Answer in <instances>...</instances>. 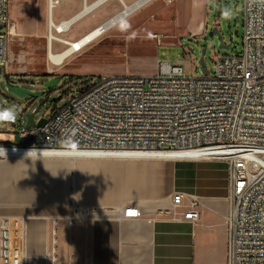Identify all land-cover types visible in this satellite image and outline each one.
I'll return each instance as SVG.
<instances>
[{"label": "crops", "instance_id": "1", "mask_svg": "<svg viewBox=\"0 0 264 264\" xmlns=\"http://www.w3.org/2000/svg\"><path fill=\"white\" fill-rule=\"evenodd\" d=\"M99 1L11 0L10 16L20 35L31 43H39L49 32L51 55L53 48L62 51L67 46L54 45L53 41L61 40L51 38L50 33L57 37L55 31L69 40L66 43L69 48L55 54L69 52L60 63L49 57L54 65L64 64V71L73 60L67 59L75 53H91L97 44L107 47L122 33L135 40L133 34L149 29L148 25L128 28L129 24L121 22L152 0L134 8L111 27L106 32L113 29L111 36L100 39L104 33L76 51L73 45L98 29L108 14L119 7L117 0H104L96 5ZM138 1L120 0L123 9L117 15L125 6ZM105 4L107 8L98 11ZM67 22L71 24L66 29L56 32L55 28ZM152 38L157 39L156 35ZM162 38H158L160 42ZM81 56L84 55L75 58ZM17 60L27 73L29 63L24 51ZM155 62L158 63L154 61L153 65ZM125 65L131 66L125 63L120 66ZM228 191L227 165L209 158L180 161L47 155L0 158V221L8 222L13 238L12 259L8 264H51L53 230L57 264H206V249L213 237L223 241L222 254L217 259L218 264H226ZM176 192L198 197L201 218L195 225L173 216L174 211L181 216L187 211V207L174 209L172 196ZM128 210H137L140 215L128 216Z\"/></svg>", "mask_w": 264, "mask_h": 264}, {"label": "built area", "instance_id": "2", "mask_svg": "<svg viewBox=\"0 0 264 264\" xmlns=\"http://www.w3.org/2000/svg\"><path fill=\"white\" fill-rule=\"evenodd\" d=\"M10 12L11 0H0V75L8 73L16 28ZM243 16L241 52L218 55L207 76L186 75L181 57L158 61L150 76H100L95 85L52 108L42 126L22 123L16 145L0 143L10 152L0 158L33 148L102 159L210 151L207 158L225 163L228 171L226 264H264V0H243ZM17 113L22 120L23 113ZM172 204L175 210L187 207L182 216L174 211L176 220L200 221L198 197L176 192ZM127 215L140 213L128 210ZM55 235L53 230L51 264H57ZM12 239L8 222L1 220L0 264L12 259Z\"/></svg>", "mask_w": 264, "mask_h": 264}, {"label": "rangeland", "instance_id": "3", "mask_svg": "<svg viewBox=\"0 0 264 264\" xmlns=\"http://www.w3.org/2000/svg\"><path fill=\"white\" fill-rule=\"evenodd\" d=\"M117 2L119 5L117 10L111 15L108 14V19L101 25L113 19L123 9L120 0ZM105 5L98 11L107 8V4ZM211 7L214 10H211ZM11 21L14 23L12 19ZM243 21V0H152L121 22L122 25L129 24L128 28L131 26L144 28V25H148L151 30L136 32L133 34L137 37L135 40L122 33L121 37L113 38V42L107 47L97 44L96 49L91 53L83 51L75 53L67 59L68 61L73 60L64 71V64L56 66L48 58L49 32L46 38L34 44L20 35L16 25L15 33L9 44L8 73L0 75V109L10 108V103L15 102L18 111L23 112V119L0 123V143L7 142L16 145V133L20 130L22 123L26 125V115L33 113L39 105L38 101L33 102L29 98L19 99L14 96L8 90L7 82L22 89L44 93V103L35 115V121L39 122L41 119L50 117L52 108L62 107L72 98L77 97L81 91L95 85L99 77L103 75L150 76L154 75L157 70V63L153 65L154 61L175 62L179 57L184 60L183 68L188 76H202L199 65L201 57L204 58L207 69L213 72L214 62L218 55H232L241 52ZM213 29L218 30V35L212 34ZM112 30L100 39L111 36ZM53 33L60 40L69 41L62 34L58 35L55 31ZM153 35H156L157 39H153ZM219 36L223 38L225 45H230L228 50L219 48ZM159 37L167 38V40L162 38L160 42ZM57 43L67 47L62 51H56L53 48L54 54H61L69 48V45L64 42L53 41L54 45ZM119 43L124 45L121 46ZM154 46L158 47L154 48ZM23 51L29 63L27 73L21 70L23 68L17 60ZM125 54L128 55L127 58ZM152 54L153 56H150ZM80 55L84 56L75 58ZM122 63L131 66L126 68L125 65L122 68L120 66ZM45 73H51L52 77H43ZM53 76L59 80L58 85L52 90L45 89L43 84L51 80ZM57 98L59 100L54 101ZM6 134L10 136L9 140ZM222 242L218 240V237L210 240L208 249H206L208 254L206 264H218L217 258L223 250ZM220 243L221 247H219Z\"/></svg>", "mask_w": 264, "mask_h": 264}, {"label": "bare ground", "instance_id": "4", "mask_svg": "<svg viewBox=\"0 0 264 264\" xmlns=\"http://www.w3.org/2000/svg\"><path fill=\"white\" fill-rule=\"evenodd\" d=\"M148 0H140L137 3H135L132 6H125L124 10L90 33L87 37H85L81 42L76 43L73 45L74 49L76 51H79L81 47L87 43L92 42L93 40L97 39L98 37L102 36L104 33H106L111 27L116 25L118 22L122 21L125 17H127L132 10H135L134 8L139 7L141 4L147 2ZM80 17V16H79ZM71 22L63 23L60 27L55 28L56 32L61 33L64 29H66ZM50 37L54 38L56 40H60L57 37H53L52 34L50 33ZM72 49V50H74ZM71 52V51H70ZM68 53H65L63 55H51V59L53 60L54 63H60L64 57H66ZM10 152L6 151V154H9ZM70 155H65L61 153H49V152H36L33 155H47L49 157H65V156H74V157H86L90 158L87 156H90V154H84V153H68ZM210 154V151H190V152H150V153H134V154H124V157L120 158H129V159H157V160H166V161H180V160H197V159H204L207 158V156ZM0 155H4V150L0 149ZM64 155V156H63ZM92 155V154H91ZM101 156V155H98ZM18 157H26V152L19 154ZM107 158V157H106ZM109 159V158H107ZM208 159V158H207Z\"/></svg>", "mask_w": 264, "mask_h": 264}, {"label": "water", "instance_id": "5", "mask_svg": "<svg viewBox=\"0 0 264 264\" xmlns=\"http://www.w3.org/2000/svg\"><path fill=\"white\" fill-rule=\"evenodd\" d=\"M103 1L104 0L99 1L96 5L101 4ZM91 8H93V7H91ZM210 9L214 10L213 7H211ZM87 11H88V9H86L85 12H87ZM220 12H221V10L219 11V13ZM76 20L74 19L73 21H76ZM212 34L213 35H218V30L217 29H213ZM219 39H220L219 48L220 49H224V50H228L230 48V45H225L224 44V40H223V38L221 36H219ZM199 65L201 66L202 75L207 76L209 74V70L206 67V63H205L203 57L200 58ZM43 77L49 78L50 76L44 75ZM58 82H59L58 79L52 78L51 80L45 82L43 84V86L47 90H52L53 88H55L58 85ZM7 88L14 96H16L19 99L29 98V100H31L33 102L38 101L39 105L35 109V111L33 113H31V114L26 115L27 122H26L25 128H29V127L34 126V125L42 126L45 123V119H41L39 122H36L35 121V115L40 110L41 105L44 103V98H43L44 93L43 92H39V91L33 92V91L26 90V89H22L20 87L13 86L9 82H7ZM56 100H59V98L54 99V101H56ZM13 105L16 106V111L19 112L15 102H11L10 103V107L13 106ZM21 113H23V112H21ZM15 120H18V117H16ZM0 123H3V122H0Z\"/></svg>", "mask_w": 264, "mask_h": 264}, {"label": "clouds", "instance_id": "6", "mask_svg": "<svg viewBox=\"0 0 264 264\" xmlns=\"http://www.w3.org/2000/svg\"><path fill=\"white\" fill-rule=\"evenodd\" d=\"M16 106L13 105L10 108L0 109V122H14L17 117ZM36 149H29L26 152V156L30 157L31 155L36 153ZM4 154L6 155V151L4 150Z\"/></svg>", "mask_w": 264, "mask_h": 264}]
</instances>
